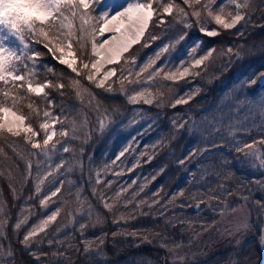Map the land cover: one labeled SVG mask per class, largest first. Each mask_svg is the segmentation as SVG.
Here are the masks:
<instances>
[{"label":"trees","instance_id":"obj_1","mask_svg":"<svg viewBox=\"0 0 264 264\" xmlns=\"http://www.w3.org/2000/svg\"><path fill=\"white\" fill-rule=\"evenodd\" d=\"M243 1L237 26L223 28L214 23L206 0H155V14L141 41L112 65L114 75L103 86L89 77L94 29L78 0L58 3L45 22L27 19L30 29L22 25L27 46L15 48L11 66L24 78L48 85L35 94L24 80L0 78V108L12 106L32 127L29 134L0 131V264H164L172 241L184 244L193 227L214 220L218 211L239 206L247 207L254 220L253 235L233 264H259L264 166H253L224 150L206 162L183 157L193 140L192 131L188 124L172 122V104L189 81L173 80L162 71L141 81L152 95L151 103L144 104L145 114L154 119L162 137L149 162V167L159 169L155 181L159 199L152 204L107 206L95 177V164L104 156L110 130L129 116L133 106L130 94L136 81L125 80L124 73L133 76L132 62L153 53L160 42L170 43L166 51L170 53L186 39L199 36L201 51L212 48L196 76L199 94L182 107L187 113L198 110L201 103L210 105L218 89L225 90L236 77L246 72L255 77L264 71V0ZM167 4L172 10L161 20L160 11ZM203 23L218 32L201 33ZM68 44L78 61L77 72L56 58L58 49ZM48 113L62 118L57 127L65 150L58 153L61 186L53 199L59 214L46 229L28 236L42 210L36 188L45 160L39 143L46 135L43 120ZM257 137H264V123ZM190 168H196L197 174L189 178ZM182 181V189L174 191ZM176 200L184 205L182 211L176 212ZM199 202L202 209L196 211ZM23 210L37 213L27 226L19 224Z\"/></svg>","mask_w":264,"mask_h":264},{"label":"rangeland","instance_id":"obj_2","mask_svg":"<svg viewBox=\"0 0 264 264\" xmlns=\"http://www.w3.org/2000/svg\"><path fill=\"white\" fill-rule=\"evenodd\" d=\"M52 1L0 0V77L7 74L10 54L2 34L7 23L15 21L23 12L41 20L47 19ZM80 1L88 10L86 20L94 19L96 23L97 37L93 43L94 61L89 67L90 77L98 84H105L114 73L110 65L117 58L114 61L106 60L110 58L111 51L104 48V43L119 32L126 33L128 37H141L154 9L151 2L145 3L139 0L125 3L121 0ZM195 1L197 0H184V2ZM206 2L217 26L223 28L237 26L243 16V0H206ZM171 10L172 4H167L160 14L165 16ZM120 14L123 16H119ZM120 17L123 21L118 20ZM161 19L164 20L163 17ZM200 29L209 35L218 31L214 26L206 23H203ZM200 46V38L192 36L185 40L184 45H178L169 54H165L168 43H161L156 47L153 57L146 58L149 61L146 62L145 59L132 62L134 69L137 64L133 76L124 73L125 80L132 77L136 81L130 94L133 108L127 119L109 133L104 156L95 165L96 178L103 184L104 200L108 205L117 201L152 204L159 199L160 188L155 183L159 169L149 167V162L158 153L162 140L156 123L145 114L148 106L145 108L144 103H151L152 96L141 84L142 80L150 77L155 71L162 70L165 75L175 80L190 81L172 104V107H175L171 117L172 122L178 123V126L188 124L189 130L192 131L193 141L183 152L184 158H192L195 162L201 160L206 162L212 154L220 153L221 149H225V152L237 154L240 160L256 166H264V137H257V132L264 123L262 117L264 88H259L257 82L260 73L252 77L246 72L243 77H236L228 83L225 90L221 87L219 92L214 94L210 105L205 107L199 104L198 110L190 113L183 111L184 104L194 100L199 94L200 88L195 83V76L199 68L208 61L212 52V49L200 51ZM60 59L73 67L77 61L73 51L65 46L60 48ZM36 85L40 84L29 82V87L33 91L41 92L43 88H36ZM58 121V117L52 114H48L44 119V126L48 132L45 140L41 142L40 153L45 156V161L37 183L42 210L39 217L29 226V236L39 233L58 217L59 208L52 200L61 184L58 174L60 162L55 158L56 154L61 152L55 129ZM0 130L30 132V127L21 113L6 106L2 108ZM194 172L196 173V169ZM200 172L199 170L198 174ZM192 174L193 171L188 172L189 176ZM180 185L175 191H180ZM175 203L176 212L184 209V205H180L179 200ZM36 215V212L31 215L28 210H23L19 224L27 226ZM253 225L254 220H251L250 212L245 206L229 211H218L214 220L192 228L188 235L193 240L186 238L182 245L172 241L171 250L162 260L164 264H196L214 257L215 259L207 264H233L241 248L247 241L252 240ZM260 226L259 246L261 237L264 236V209L261 213ZM158 258L156 255V259Z\"/></svg>","mask_w":264,"mask_h":264},{"label":"bare ground","instance_id":"obj_3","mask_svg":"<svg viewBox=\"0 0 264 264\" xmlns=\"http://www.w3.org/2000/svg\"><path fill=\"white\" fill-rule=\"evenodd\" d=\"M119 16H123V15L120 14ZM118 20L123 21L121 17L118 18ZM136 40H137L136 36L128 37L127 34L124 32H119L111 36L103 45L104 48L109 49L111 51L110 58H107L106 60L114 61L116 58L118 59V56L122 55L123 52H125L127 48L130 47L131 44ZM116 61H114L111 64L113 65L114 63H116ZM98 85L103 86L104 84H98ZM180 188H182V186Z\"/></svg>","mask_w":264,"mask_h":264},{"label":"water","instance_id":"obj_4","mask_svg":"<svg viewBox=\"0 0 264 264\" xmlns=\"http://www.w3.org/2000/svg\"><path fill=\"white\" fill-rule=\"evenodd\" d=\"M259 83L261 84V85H263L264 84V74L261 76V78L259 79ZM263 244H264V238H263ZM261 255H262V257H261V264H264V245L262 246V249H261Z\"/></svg>","mask_w":264,"mask_h":264}]
</instances>
